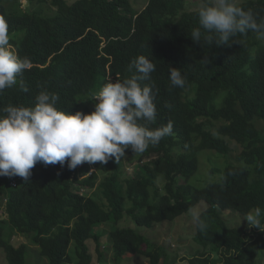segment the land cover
<instances>
[{"label":"trees","instance_id":"1","mask_svg":"<svg viewBox=\"0 0 264 264\" xmlns=\"http://www.w3.org/2000/svg\"><path fill=\"white\" fill-rule=\"evenodd\" d=\"M188 1L147 0L136 12L128 0H52L58 13L47 16L8 10L6 0H0L11 51L32 64L16 85L0 93V109L32 108L37 95L47 91L59 95L58 110L91 114L98 102L94 95L108 82L131 78L135 69L129 70L130 63L144 56L156 66L150 80L141 82L154 83L157 92L156 120L149 127L173 126L172 135L158 145L142 154L129 148L119 163L113 158L75 170L37 163L29 181L0 177V250L8 264H26V245H13L19 236L49 264H92L89 241L96 245L99 264L136 255L148 264H181L177 255L168 258L141 234L116 226L126 218L151 228L174 221L200 202L207 204L200 214L209 227L201 232L194 224L193 242L203 251L186 264H257L264 231L230 228L220 211L245 217L259 208L264 223V130L256 126L264 120V39L248 31L230 40L231 46H216V37L200 28L198 16L202 6L213 2L193 0L202 6L187 11ZM236 6L251 9L258 22L264 19V0ZM196 28L200 43L191 39ZM173 67L186 77L183 88L171 85ZM21 82L28 92L21 90ZM230 142L242 149L233 162L238 165L213 170L220 173L217 182L200 188L188 184L198 172L200 153L229 156ZM126 158L135 166L131 176L125 173ZM100 227L109 229L105 252L102 233L96 231Z\"/></svg>","mask_w":264,"mask_h":264},{"label":"clouds","instance_id":"2","mask_svg":"<svg viewBox=\"0 0 264 264\" xmlns=\"http://www.w3.org/2000/svg\"><path fill=\"white\" fill-rule=\"evenodd\" d=\"M198 16L200 28L216 37V46H231L230 40L248 31L264 39V19L258 22L251 9L245 11L234 0H213L200 8ZM200 28L191 33L194 43L201 41ZM207 42L213 43L212 36ZM10 48L9 25L0 17V93L16 85L17 78L32 66L28 57L21 58ZM133 69L131 78L108 82L94 95L99 102L91 114L70 115L58 110L59 95L47 91L37 95L32 108L9 105L0 109L6 114L0 115V177L29 181L37 163L66 164L69 170L84 163L106 165L113 158L119 163L129 148L142 154L172 135L171 122L156 129L149 127L156 120L157 92L153 91L154 83L141 86V82L150 80L155 64L139 56L130 63L129 70ZM169 79L173 87L186 84V77L175 67L170 69ZM21 90L28 92L22 82ZM260 217L261 209L256 208L243 221L264 231ZM192 219L201 232L208 229L207 220L199 212L193 211Z\"/></svg>","mask_w":264,"mask_h":264},{"label":"rangeland","instance_id":"3","mask_svg":"<svg viewBox=\"0 0 264 264\" xmlns=\"http://www.w3.org/2000/svg\"><path fill=\"white\" fill-rule=\"evenodd\" d=\"M52 0H46L45 3H38L35 1L29 0H6L7 9L11 11H16L19 13H38L39 15H47V16H54L58 13V9L54 8L50 5ZM75 0H66L68 4L74 2ZM130 7L134 11H141L146 3L147 0H128ZM213 2V0H210ZM247 0H234L235 4L243 3ZM202 6L201 3L195 2L193 0H189L187 2L186 8L187 11H193L199 9ZM7 10V12H9ZM185 11V9H184ZM182 11V12H184ZM11 50V48H10ZM97 102V101H96ZM99 102V101H98ZM97 102V103H98ZM256 126L259 130H264V120L258 121ZM231 153L229 156L223 155L219 156L216 153L203 151L199 155V165H198V172L192 176L188 184L194 187H202L207 183L217 182L220 177V173H213L212 171L215 169L222 170L224 164H234L236 161L237 156L241 153V147L234 142H230ZM126 164L128 163V158L125 160ZM243 166V164H239ZM125 173L126 176H131L134 172L135 166L126 165ZM92 172V171H90ZM90 175V174H89ZM13 183H23V179L20 177H13ZM161 179L158 180V182ZM183 182L182 179H178ZM16 181V182H15ZM163 184V182H160ZM93 191V190H92ZM92 191H88L91 193ZM162 192V191H161ZM207 208V204L205 202L198 203L192 210L188 213L183 214L182 216L178 217L172 222L164 221L159 224L153 225L151 228L145 227H138L135 225L134 222L130 219H124L121 221L116 228L119 229H131L150 242L160 246L163 251L165 252L166 256L171 258L173 255H177L180 259L181 264H186L187 259L193 257L197 252H202V247L198 246L193 242L194 236V222L192 219L193 211L196 212H203ZM222 215L223 221L227 224L230 228H238L241 230L251 229L246 221H243L244 217L241 216L239 213L233 210H226L220 211ZM110 230L114 229V225L108 226ZM107 227H100L96 231L101 232L102 237L100 240L102 251L107 250V235L109 232ZM8 231H5V235L7 236ZM14 246L26 245V264H49L48 260L45 257H42L38 251V248L31 245L28 242H25L23 238L20 236L13 240ZM88 246L90 248V252L92 254V264H99L98 255L96 253V245L93 241L88 242ZM70 253L72 254L73 260H76L74 256V246L72 245L70 248ZM110 257V256H109ZM216 255H213V259H216ZM111 259V258H110ZM109 258L102 264H148L147 260L140 255L131 256L123 258L119 261H113ZM163 262V261H162ZM0 264H8L5 260L4 253L0 250ZM257 264H264V249L261 251V256L257 260Z\"/></svg>","mask_w":264,"mask_h":264},{"label":"built area","instance_id":"4","mask_svg":"<svg viewBox=\"0 0 264 264\" xmlns=\"http://www.w3.org/2000/svg\"><path fill=\"white\" fill-rule=\"evenodd\" d=\"M81 166V165H80Z\"/></svg>","mask_w":264,"mask_h":264}]
</instances>
